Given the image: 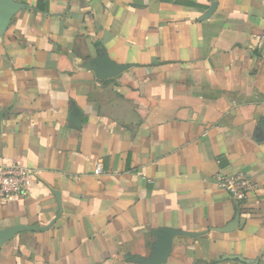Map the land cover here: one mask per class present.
<instances>
[{"label":"crops","instance_id":"obj_1","mask_svg":"<svg viewBox=\"0 0 264 264\" xmlns=\"http://www.w3.org/2000/svg\"><path fill=\"white\" fill-rule=\"evenodd\" d=\"M1 1L0 264H264V0Z\"/></svg>","mask_w":264,"mask_h":264},{"label":"built area","instance_id":"obj_2","mask_svg":"<svg viewBox=\"0 0 264 264\" xmlns=\"http://www.w3.org/2000/svg\"><path fill=\"white\" fill-rule=\"evenodd\" d=\"M264 41V29L259 36ZM102 173L100 164L93 170L94 175ZM35 175L31 169L16 164L0 163V199L7 200L15 196L25 195L31 186V178ZM217 186L225 190L236 201H243L253 190V183L243 175L216 176Z\"/></svg>","mask_w":264,"mask_h":264},{"label":"water","instance_id":"obj_3","mask_svg":"<svg viewBox=\"0 0 264 264\" xmlns=\"http://www.w3.org/2000/svg\"><path fill=\"white\" fill-rule=\"evenodd\" d=\"M1 13H0V27H5L9 22L10 18L14 13L17 12L19 6L17 4H12L10 2L1 1ZM9 8V10H7ZM6 9V11H5ZM11 9V12H10ZM125 68L117 65H110L107 69H98L95 70V75L99 80H105L109 78L116 77L118 74L124 71ZM179 235L178 232L174 230H166L159 233V243L157 244L155 253L151 261L148 264H160L161 261H164L170 254L171 251V242L174 236ZM7 236H5L6 240Z\"/></svg>","mask_w":264,"mask_h":264}]
</instances>
